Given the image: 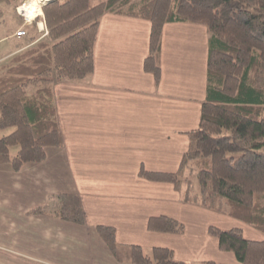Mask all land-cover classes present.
Masks as SVG:
<instances>
[{
  "label": "crops",
  "instance_id": "crops-1",
  "mask_svg": "<svg viewBox=\"0 0 264 264\" xmlns=\"http://www.w3.org/2000/svg\"><path fill=\"white\" fill-rule=\"evenodd\" d=\"M29 25L19 14L12 36L23 41L28 35L19 38L16 32ZM150 34L146 19L104 14L94 73L53 85L62 146L49 148L45 160L20 170L0 165V264H130L114 255L97 230L100 225L114 228L122 246L140 245L148 253L160 246L178 253L173 241L181 235L151 230L150 220L167 216L185 222L184 214L208 213L184 199L186 189L140 173L179 170L206 97L209 33L198 23L166 24L158 82L144 68ZM28 45L29 40L21 42L0 63ZM59 194L79 200L82 223L54 215ZM191 239L185 251L193 255L212 243V255L203 261H216L221 254L210 235ZM227 253L232 260L219 263L239 264Z\"/></svg>",
  "mask_w": 264,
  "mask_h": 264
},
{
  "label": "trees",
  "instance_id": "trees-1",
  "mask_svg": "<svg viewBox=\"0 0 264 264\" xmlns=\"http://www.w3.org/2000/svg\"><path fill=\"white\" fill-rule=\"evenodd\" d=\"M27 0H0L19 18ZM28 26L29 45L0 63V165L15 170L45 160L47 150L61 147L62 134L53 99L55 82L79 81L95 71V46L104 14L142 18L151 24L144 68L161 79L164 27L173 22L205 25L209 33L207 90L200 123L190 131V145L177 172H148L152 181L182 190L188 169L196 171L198 191L184 199L240 219L264 234V0H50ZM43 21L47 35L40 32ZM18 147L13 155L11 149ZM54 215L82 223L79 200L70 194L55 198ZM32 213H44L34 210ZM158 221V223H156ZM149 229L185 233L184 223L167 216L152 218ZM97 230L114 255L130 264H185L168 247L122 246L116 230ZM222 251L239 264H264V237L247 238L239 227H209ZM204 264H223L208 260Z\"/></svg>",
  "mask_w": 264,
  "mask_h": 264
},
{
  "label": "rangeland",
  "instance_id": "rangeland-1",
  "mask_svg": "<svg viewBox=\"0 0 264 264\" xmlns=\"http://www.w3.org/2000/svg\"><path fill=\"white\" fill-rule=\"evenodd\" d=\"M101 1H105V0H91V4L95 5ZM24 4L19 9L25 16H27L26 12L22 10V7L24 6ZM42 12H43L42 10L40 11V13L38 11L36 13L37 15L32 19L29 16H27V18L30 21H32L37 16L41 15ZM17 21H18V17L14 13V11H12L10 8H7V6L5 5H0V41L2 37H5V40L0 42V58L10 55L21 42L23 41L26 42L28 40L27 37H25L23 38L24 39L23 41H18V39L12 36V34L14 33L16 29ZM42 28H43V24L41 22L38 23V29L40 30ZM40 32H43L45 35V31L40 30ZM13 130L14 128H8L6 130L1 131L0 134L6 135V134L11 133ZM17 150H18V147H13L11 149V153L14 155L17 152ZM186 175L190 178H189V182L185 183L183 189H186L187 185L190 186L191 192L190 194H188V197L192 199L195 193L199 190L196 171L195 170L192 171L188 169V171L186 172ZM202 210H205L208 213L198 212L194 214L192 218L184 214L185 222L182 220L180 222L184 223L186 226L185 233L177 234V235H181V237H176V239L173 241L177 249V252H178L176 253L174 250L176 259L177 260L179 259V261H182L179 257L185 259V264H204V262H206V261H203L205 256L207 257V255H212L213 245L211 242H208L203 246H199L201 251L198 255H193L191 252L185 251L186 244L188 242L193 243L194 239H191L192 234L197 235L198 240H200L202 236H205V235L207 236V234L210 235L209 234L210 226H215V227L222 228V229H230L233 227H239L243 230V233L247 238L261 240L264 237V234L261 231H259L257 228L253 227L252 225L240 219L231 217L228 214L214 211L208 208L202 209ZM211 237L217 240L216 237H213V236ZM200 242L202 243L203 240H201ZM191 249H192V245L190 247V250ZM219 250L221 251V254H218L219 256H216L217 257L216 261L220 262L219 260H223V258L232 260L231 258H228L230 255H228L226 251H222L221 249ZM226 261H229V260H226Z\"/></svg>",
  "mask_w": 264,
  "mask_h": 264
},
{
  "label": "bare ground",
  "instance_id": "bare-ground-1",
  "mask_svg": "<svg viewBox=\"0 0 264 264\" xmlns=\"http://www.w3.org/2000/svg\"><path fill=\"white\" fill-rule=\"evenodd\" d=\"M48 0H29L27 1L24 6L22 7V10L26 12L27 16H29L31 19L34 18L37 14V12L42 10L41 5Z\"/></svg>",
  "mask_w": 264,
  "mask_h": 264
},
{
  "label": "built area",
  "instance_id": "built-area-1",
  "mask_svg": "<svg viewBox=\"0 0 264 264\" xmlns=\"http://www.w3.org/2000/svg\"><path fill=\"white\" fill-rule=\"evenodd\" d=\"M19 8H20V7H19ZM19 8H18V12L20 13V15H22V16L24 17L25 22L30 23V20L27 18V16H25V15L20 11ZM42 30L45 31V35L48 34V31H47L46 28H43ZM26 35H27V32H26L25 30H19V31L16 32V36L19 37V38H20V37H24V36H26Z\"/></svg>",
  "mask_w": 264,
  "mask_h": 264
},
{
  "label": "water",
  "instance_id": "water-1",
  "mask_svg": "<svg viewBox=\"0 0 264 264\" xmlns=\"http://www.w3.org/2000/svg\"><path fill=\"white\" fill-rule=\"evenodd\" d=\"M48 1H50V0H48ZM48 1L44 2V3L42 4V6L45 5Z\"/></svg>",
  "mask_w": 264,
  "mask_h": 264
}]
</instances>
